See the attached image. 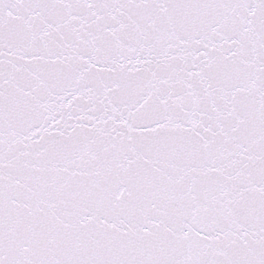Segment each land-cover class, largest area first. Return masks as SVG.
<instances>
[{
	"label": "snow or ice",
	"instance_id": "1",
	"mask_svg": "<svg viewBox=\"0 0 264 264\" xmlns=\"http://www.w3.org/2000/svg\"><path fill=\"white\" fill-rule=\"evenodd\" d=\"M0 264H264V0H0Z\"/></svg>",
	"mask_w": 264,
	"mask_h": 264
}]
</instances>
